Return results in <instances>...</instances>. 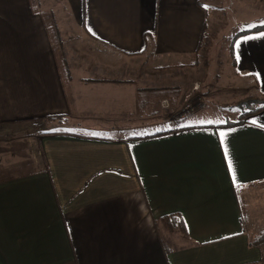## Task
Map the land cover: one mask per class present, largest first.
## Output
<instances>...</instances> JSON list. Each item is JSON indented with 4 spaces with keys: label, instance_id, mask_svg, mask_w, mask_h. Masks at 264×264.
Segmentation results:
<instances>
[{
    "label": "crops",
    "instance_id": "0c3cea01",
    "mask_svg": "<svg viewBox=\"0 0 264 264\" xmlns=\"http://www.w3.org/2000/svg\"><path fill=\"white\" fill-rule=\"evenodd\" d=\"M211 1L0 0V135L35 124L42 153L0 178V264H264L245 221L264 187V110L228 124L196 120L202 108L134 132L161 112L141 94L138 107L143 68L197 66ZM260 33L239 35L228 59L264 94ZM88 49L131 76L75 74ZM171 213L188 235L159 223Z\"/></svg>",
    "mask_w": 264,
    "mask_h": 264
},
{
    "label": "rangeland",
    "instance_id": "374dc122",
    "mask_svg": "<svg viewBox=\"0 0 264 264\" xmlns=\"http://www.w3.org/2000/svg\"><path fill=\"white\" fill-rule=\"evenodd\" d=\"M210 12L207 36L202 44L197 66L190 69L164 67L158 66L162 65L161 60H150L148 64L151 66V74H145L146 69H149L148 65L143 68L140 77L144 81L139 80L137 84L143 89L141 98L144 106H148V103L153 105L152 102H156L155 98L159 94L166 93L167 96L160 100V115L143 116L141 119L143 127L137 128L134 132H150L155 130L158 125H164L162 124L164 120L176 121L180 117L202 108L204 110L199 114L201 116L196 117V120H210L212 123L236 121L240 119L242 113L238 106L240 102L247 98H264V94L261 92L252 91L250 82L246 78L236 74L232 63L230 64L231 60L228 59V52L231 53L230 48L239 33L246 28L264 23V0H212ZM87 52L94 55L90 56V69L77 71L78 69L75 68L73 70L75 74L91 77H100L101 75L131 76L124 69L123 62L120 68L118 65L112 66V64L104 66L101 56L100 58L96 57V54L99 53L98 50L88 49ZM64 61L66 60L64 59ZM88 61L87 58L82 59L81 67L89 64ZM70 70L71 66L68 62L67 64L64 62V73L68 75ZM140 77H135V80ZM154 78L157 79L154 80ZM148 82L151 86L159 87L146 88ZM183 91L186 94L182 98ZM173 96L177 98L173 100L174 104L170 102V98ZM102 99H105V102L108 101L105 96ZM188 104L192 106V109L185 110ZM175 114H178L176 119L172 118ZM37 127L32 123H19L13 125L14 135H0V178L8 174L27 172L41 162L42 153L37 148L38 135L36 134H39ZM100 133L106 132L98 134ZM11 169L15 172H12ZM250 190L253 195L251 206L256 209V218L245 221L252 234L251 238H255L264 233V187L251 188Z\"/></svg>",
    "mask_w": 264,
    "mask_h": 264
},
{
    "label": "trees",
    "instance_id": "16d2710c",
    "mask_svg": "<svg viewBox=\"0 0 264 264\" xmlns=\"http://www.w3.org/2000/svg\"><path fill=\"white\" fill-rule=\"evenodd\" d=\"M264 30V23L263 24H258L255 25L251 28H246L244 29L242 32L239 33V35L241 34H246V33H250V32H254V31H261ZM232 53H233V49H232ZM234 56V54H233ZM235 59H234V63H235ZM89 81V80H86ZM143 91V89H138L137 90V94H138V107L141 110L143 108V104L140 103V94ZM167 94H159L156 98L160 101L161 99H163L164 97H166ZM241 110V117L239 120L236 121H228L227 123H240L242 122L245 118H247L248 116L252 115V114H256L262 110H264V98H247L244 101L240 102L238 105ZM62 119L61 116H54V117H48V119ZM175 129V128H174ZM174 129H168L165 130L164 132H170L173 131ZM159 223L162 224V226L170 233H177V232H181L182 234L188 235L186 226H185V222L183 220V218L181 217L180 214L178 213H171L168 215H164L159 219ZM264 243V233L262 235H259L255 238H252L251 240V244L255 245V246H260Z\"/></svg>",
    "mask_w": 264,
    "mask_h": 264
},
{
    "label": "snow or ice",
    "instance_id": "6c2138e0",
    "mask_svg": "<svg viewBox=\"0 0 264 264\" xmlns=\"http://www.w3.org/2000/svg\"><path fill=\"white\" fill-rule=\"evenodd\" d=\"M260 35H261V36H264V33H260ZM207 123H212V121L209 120V121H207ZM253 123H256V121H253ZM260 126H261V127H264V124H262V125H260ZM224 135H225V134H223V133L221 134L222 138H223ZM222 142H223V139H222ZM225 154H226V156H227V151H226ZM229 167H230V169H231V163L229 164Z\"/></svg>",
    "mask_w": 264,
    "mask_h": 264
},
{
    "label": "built area",
    "instance_id": "2783aa9c",
    "mask_svg": "<svg viewBox=\"0 0 264 264\" xmlns=\"http://www.w3.org/2000/svg\"><path fill=\"white\" fill-rule=\"evenodd\" d=\"M189 107H190V108H189ZM188 109H192V106H191L190 104H188V105H187V108H185V110H188ZM177 115H178V114L173 115L172 118L176 119V116H177Z\"/></svg>",
    "mask_w": 264,
    "mask_h": 264
}]
</instances>
